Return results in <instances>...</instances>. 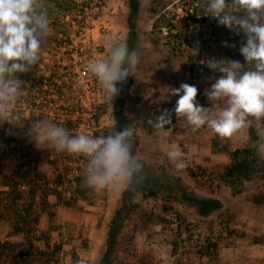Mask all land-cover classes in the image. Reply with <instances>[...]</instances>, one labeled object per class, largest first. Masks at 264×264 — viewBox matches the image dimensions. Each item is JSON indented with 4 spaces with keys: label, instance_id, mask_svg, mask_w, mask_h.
Masks as SVG:
<instances>
[{
    "label": "rangeland",
    "instance_id": "1",
    "mask_svg": "<svg viewBox=\"0 0 264 264\" xmlns=\"http://www.w3.org/2000/svg\"><path fill=\"white\" fill-rule=\"evenodd\" d=\"M105 1L111 29L104 37L95 30L97 51L94 54L89 50L87 60L83 57V61L106 56L110 40L128 45L131 4L128 0ZM139 1L134 51L140 56V63L127 81L125 111L129 122L124 127L135 129L136 155L147 161L146 176L157 178L147 182L146 195L139 192L133 198L131 214L112 256L113 264H264V203L254 202L263 188L260 181L247 182L242 191L236 192L219 175L229 159L227 149L256 146L259 141L250 137L249 128L255 126L264 138V123L250 118L238 134L230 138L216 135L212 147L221 153L219 157L199 164L187 160L185 154L184 169H177L169 160L170 144L159 138L162 132L166 134L164 128L175 126V114L172 124L163 129L148 123L153 115L174 108L179 97L171 96L170 89L181 83L197 86L199 104L211 106L204 91L220 73L212 72L204 62L210 57L241 62L237 55L240 51L230 44L235 32L206 15V0ZM41 4L51 18V34L38 64L31 72L20 75L24 80L23 97L13 105L10 118L28 119L39 113L62 124L73 135L87 133L99 137L120 130L115 115L117 96L111 100L93 74L78 77L76 66L65 63L72 57L67 51V36L73 28L75 1L41 0ZM77 58L81 61L80 55ZM63 80L74 84V90L69 89L62 96L58 88ZM216 103L224 105V101ZM26 131L27 124L20 129L0 121V144L38 151ZM181 148L184 152L185 148ZM4 161L11 168L20 159L7 155ZM42 168L51 169L52 165L43 162ZM70 178L71 175L60 188L64 191L61 198L54 193L49 197L58 215L53 241L64 244V264H78L80 259L86 260V264H102L99 258L106 248L102 236L121 204L126 186H112L100 193L92 190L88 199L71 201ZM178 185L188 187V196L218 198L222 206L204 215L195 200L179 196ZM48 221L44 214L41 230L47 228ZM209 243L212 247L206 248Z\"/></svg>",
    "mask_w": 264,
    "mask_h": 264
},
{
    "label": "clouds",
    "instance_id": "2",
    "mask_svg": "<svg viewBox=\"0 0 264 264\" xmlns=\"http://www.w3.org/2000/svg\"><path fill=\"white\" fill-rule=\"evenodd\" d=\"M205 12L217 18L219 25L244 34L246 40H241L239 51L246 63L208 58L204 62L207 67L220 73L204 91L211 106L199 104L197 86L181 83L170 89L171 96L179 97L174 108L153 115L148 123L163 129L172 124L174 113L193 131L207 126L220 138H230L243 130L250 118L264 123V0H206ZM50 25L51 18L41 0H0V121L20 129L27 124L26 136L39 151L55 150L86 157L83 170L86 188L100 193L112 186L130 187L136 179H143L144 168L133 154V127L95 137L87 133L73 135L62 124L39 113L28 119L10 118L13 105L23 97L24 80L20 75L31 72L40 61L51 34ZM106 52L104 57L90 58L86 67L113 100L122 91L117 84H125L134 75L140 56L115 40L106 44ZM217 101H224V105ZM256 150L264 159V138L257 142ZM167 156L177 169L187 166L179 144H171ZM78 264H86V260L80 259Z\"/></svg>",
    "mask_w": 264,
    "mask_h": 264
},
{
    "label": "trees",
    "instance_id": "3",
    "mask_svg": "<svg viewBox=\"0 0 264 264\" xmlns=\"http://www.w3.org/2000/svg\"><path fill=\"white\" fill-rule=\"evenodd\" d=\"M128 1L131 10L128 14L130 32L127 47L129 50H135L140 1ZM198 13L196 7L195 14ZM241 40H246L244 34L235 33L234 38L230 40V44L232 42V45H235L233 49H240ZM237 55L241 58V63H246L240 52ZM73 85L63 80L58 88L60 95L63 96L69 89L74 90ZM118 88H122V91L117 96L115 115L121 130L129 122L125 111L127 82L119 84ZM249 135L255 141L262 140L260 131L255 126H250ZM227 151L229 159L219 171L224 183L240 192L247 182L260 181L263 188L260 194L255 196L254 202L264 203V159L257 154L256 146L244 145ZM133 154L137 156L134 146ZM7 155L18 157L20 161L12 164L10 168L4 161ZM139 159L144 165L143 179H136L122 192L121 204L109 224L102 264H113L112 256L124 223L131 214L133 198L139 192L146 195L147 182L152 183L157 178L146 176L147 161ZM43 162L51 164L52 168H42ZM86 164L87 158L84 156L69 155L55 150L34 151L30 147L25 150L10 144H0V264H64L62 260L64 244L62 241H53L52 238L53 231L58 228V215L55 204L49 197L54 193L61 198L64 191L60 188L71 175L70 200L88 199L92 189L86 188L83 184V170ZM187 188L186 185L176 186L179 196L195 200L202 214L208 215L213 208L222 206V201L218 198L188 196ZM44 214L49 217V221L47 228L41 230ZM211 245L207 244L206 248L212 247Z\"/></svg>",
    "mask_w": 264,
    "mask_h": 264
},
{
    "label": "built area",
    "instance_id": "4",
    "mask_svg": "<svg viewBox=\"0 0 264 264\" xmlns=\"http://www.w3.org/2000/svg\"><path fill=\"white\" fill-rule=\"evenodd\" d=\"M74 1L76 5L72 18L73 28L67 36V51L72 57H70L69 62L65 63L74 64L78 77H84L91 75V73L87 71L86 65L79 67L78 64H87L88 61H83L82 58L85 57V60H87L89 50L94 54L97 51L99 44H96L95 30L103 37L108 36L111 29L110 15L105 0ZM78 55H80L81 61L78 60ZM73 74L76 75V73Z\"/></svg>",
    "mask_w": 264,
    "mask_h": 264
},
{
    "label": "crops",
    "instance_id": "5",
    "mask_svg": "<svg viewBox=\"0 0 264 264\" xmlns=\"http://www.w3.org/2000/svg\"><path fill=\"white\" fill-rule=\"evenodd\" d=\"M164 130L167 131L166 134L162 132L159 138H162L166 145L176 143L180 145V148L181 146L184 147V153L188 156L187 160L196 161V163L202 164L204 160H209V158H218L219 154H221L218 150H215L212 147L213 138H215L217 134H215L209 128L203 131H201V129L193 131L191 126H189L185 120H178L176 118L175 126L164 128ZM114 215L115 213L108 220L109 222H107L106 226L108 230L109 224L112 221ZM108 230L102 236L103 243L106 242ZM102 256L103 254L99 258L100 263H102Z\"/></svg>",
    "mask_w": 264,
    "mask_h": 264
}]
</instances>
